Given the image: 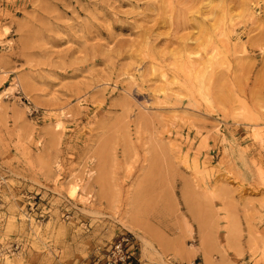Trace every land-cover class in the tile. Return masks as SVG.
<instances>
[{
    "label": "rangeland",
    "instance_id": "1",
    "mask_svg": "<svg viewBox=\"0 0 264 264\" xmlns=\"http://www.w3.org/2000/svg\"><path fill=\"white\" fill-rule=\"evenodd\" d=\"M124 233L264 264V0H0V264Z\"/></svg>",
    "mask_w": 264,
    "mask_h": 264
},
{
    "label": "built area",
    "instance_id": "2",
    "mask_svg": "<svg viewBox=\"0 0 264 264\" xmlns=\"http://www.w3.org/2000/svg\"><path fill=\"white\" fill-rule=\"evenodd\" d=\"M137 241L126 233L119 236L102 254L96 257L97 264H134L137 259Z\"/></svg>",
    "mask_w": 264,
    "mask_h": 264
},
{
    "label": "bare ground",
    "instance_id": "3",
    "mask_svg": "<svg viewBox=\"0 0 264 264\" xmlns=\"http://www.w3.org/2000/svg\"><path fill=\"white\" fill-rule=\"evenodd\" d=\"M141 239H142V243H143V246H144L143 249L151 246L150 242L147 239H145L143 237Z\"/></svg>",
    "mask_w": 264,
    "mask_h": 264
}]
</instances>
